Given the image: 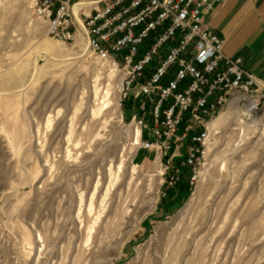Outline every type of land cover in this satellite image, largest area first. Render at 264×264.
<instances>
[{
	"label": "rangeland",
	"instance_id": "1",
	"mask_svg": "<svg viewBox=\"0 0 264 264\" xmlns=\"http://www.w3.org/2000/svg\"><path fill=\"white\" fill-rule=\"evenodd\" d=\"M120 109L88 43L0 0V264H264V107L220 113L177 202Z\"/></svg>",
	"mask_w": 264,
	"mask_h": 264
},
{
	"label": "built area",
	"instance_id": "2",
	"mask_svg": "<svg viewBox=\"0 0 264 264\" xmlns=\"http://www.w3.org/2000/svg\"><path fill=\"white\" fill-rule=\"evenodd\" d=\"M220 1L31 0L55 38L72 43L84 33L115 75L121 121L140 130L139 150L154 153L170 188L184 168L191 191L197 188L212 122L226 107L249 117L264 107V78L227 55L225 40L205 24V13Z\"/></svg>",
	"mask_w": 264,
	"mask_h": 264
},
{
	"label": "crops",
	"instance_id": "3",
	"mask_svg": "<svg viewBox=\"0 0 264 264\" xmlns=\"http://www.w3.org/2000/svg\"><path fill=\"white\" fill-rule=\"evenodd\" d=\"M204 21L225 40L227 55L241 58L248 71L264 78V0H221Z\"/></svg>",
	"mask_w": 264,
	"mask_h": 264
},
{
	"label": "trees",
	"instance_id": "4",
	"mask_svg": "<svg viewBox=\"0 0 264 264\" xmlns=\"http://www.w3.org/2000/svg\"><path fill=\"white\" fill-rule=\"evenodd\" d=\"M188 174H189V170L187 168H184L182 170V177L180 181L177 183V186L170 189V190L173 189L175 192L176 202L186 198L191 194V189L187 180Z\"/></svg>",
	"mask_w": 264,
	"mask_h": 264
},
{
	"label": "bare ground",
	"instance_id": "5",
	"mask_svg": "<svg viewBox=\"0 0 264 264\" xmlns=\"http://www.w3.org/2000/svg\"><path fill=\"white\" fill-rule=\"evenodd\" d=\"M78 38L80 39L81 42H85V43H87V40H86V38H85V36H84V33L80 32V33L78 34ZM110 96H111V92H110V90L107 88V90L104 92V99H105L106 102H109V101H110ZM138 144H139V143H138ZM160 167H161V166L155 164V168H156L157 171H160ZM161 169H162V168H161ZM162 172H163V171H162ZM158 173H160V172H158ZM162 174H163V173H162Z\"/></svg>",
	"mask_w": 264,
	"mask_h": 264
}]
</instances>
